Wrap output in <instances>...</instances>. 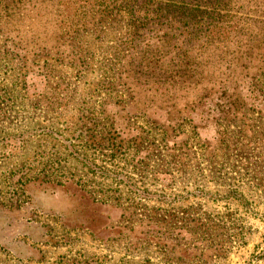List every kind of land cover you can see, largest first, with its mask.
I'll use <instances>...</instances> for the list:
<instances>
[{"label":"rangeland","instance_id":"rangeland-1","mask_svg":"<svg viewBox=\"0 0 264 264\" xmlns=\"http://www.w3.org/2000/svg\"><path fill=\"white\" fill-rule=\"evenodd\" d=\"M223 1L201 30L139 28L140 0H0V264H264V0ZM80 105L144 165L92 149Z\"/></svg>","mask_w":264,"mask_h":264},{"label":"trees","instance_id":"trees-1","mask_svg":"<svg viewBox=\"0 0 264 264\" xmlns=\"http://www.w3.org/2000/svg\"><path fill=\"white\" fill-rule=\"evenodd\" d=\"M124 1V0H122ZM137 1L139 0H133V3L137 5ZM138 4V8H133V17L136 18L137 23L140 25L139 28L146 27L149 23H155L158 24V22L161 21L160 25L166 24L165 21L171 22L170 25H184L186 27L191 28H198L203 30V26H205L206 21L208 20L206 17L202 16L204 13H208V9H211L213 12L220 11L224 9L223 6V0H149V2ZM147 1V0H146ZM147 3V5H146ZM146 5L145 7H143ZM103 9H99V11H96L98 14H104L107 15L111 12H113L115 9V5L112 6L109 3H103L102 4ZM145 8V9H144ZM149 15V18H142L141 16ZM202 16V17H201ZM180 17L181 20L178 19ZM185 18V19H184ZM184 19V20H183ZM144 22V23H143ZM209 22V21H207ZM154 24V25H155ZM153 25V24H152ZM177 26V27H178ZM181 27V26H180ZM179 27V28H180ZM218 28L219 26H215ZM166 30V35H170L169 29ZM189 31L190 29L187 28ZM175 36V35H173ZM85 49L82 47L79 48V53H83ZM58 55L57 61L64 62L66 58H69V56H66V52L64 51H56L55 53ZM6 56H10V53L5 54ZM56 58V57H55ZM71 68H79L77 71L79 74H82L84 69L86 68L82 64H76L75 62L70 64ZM74 68V69H75ZM55 71L53 69L47 68L46 71L43 72L44 78L46 80H49V74L53 75L55 77ZM56 80H58L57 83H60L61 87L64 85L66 90H54L52 91L54 94L53 98L48 99L49 103L48 105H44L46 109L49 110H55L58 111V109L62 106V101L65 99L60 95V93L69 92V85L64 83V80L61 81L56 77ZM60 92V93H59ZM71 93V91H70ZM25 97L31 100L33 97H37L35 95H30V92L28 89L26 90ZM69 99V96L66 98ZM33 100V99H32ZM72 100V99H71ZM86 102V101H85ZM89 103V102H88ZM66 104L74 105L72 104V101H66ZM14 101L12 95L9 93H3V95L0 96V123L2 121H10L11 113L8 109L10 107L11 112L14 110ZM5 106H7L5 108ZM81 106V114L79 116V122L84 125H87L88 131L84 130L86 133L89 134V140L90 147H93L92 149H96L98 154H106V152H109L111 155L110 161L112 163L121 165L125 164V166H133L136 167V165H144V162L142 159H138L139 157H135L129 160L128 152L130 150L131 145L129 142H125L128 138L119 140V137L122 136L118 131L116 130L117 126V119L116 114L112 113L111 110L102 109V117L100 120L96 118L95 116H92L93 111H89L90 108H87V106L80 105ZM150 120V119H149ZM78 123H74L75 125ZM197 127V125H196ZM114 131V134H113ZM147 158V157H146ZM48 183L53 184L54 180L49 179L47 181Z\"/></svg>","mask_w":264,"mask_h":264}]
</instances>
